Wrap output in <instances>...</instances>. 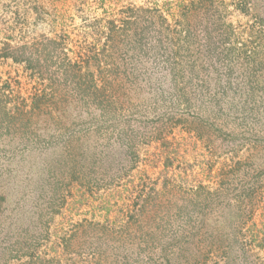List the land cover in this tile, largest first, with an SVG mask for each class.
Listing matches in <instances>:
<instances>
[{
  "label": "rangeland",
  "instance_id": "1",
  "mask_svg": "<svg viewBox=\"0 0 264 264\" xmlns=\"http://www.w3.org/2000/svg\"><path fill=\"white\" fill-rule=\"evenodd\" d=\"M0 264H264V0H0Z\"/></svg>",
  "mask_w": 264,
  "mask_h": 264
}]
</instances>
